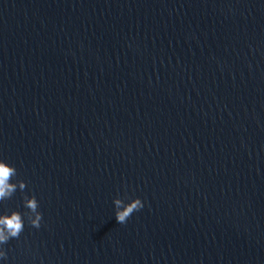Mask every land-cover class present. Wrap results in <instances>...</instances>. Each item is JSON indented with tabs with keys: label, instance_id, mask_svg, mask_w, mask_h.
<instances>
[{
	"label": "water",
	"instance_id": "obj_1",
	"mask_svg": "<svg viewBox=\"0 0 264 264\" xmlns=\"http://www.w3.org/2000/svg\"><path fill=\"white\" fill-rule=\"evenodd\" d=\"M0 158L5 264H264V0H0Z\"/></svg>",
	"mask_w": 264,
	"mask_h": 264
},
{
	"label": "clouds",
	"instance_id": "obj_2",
	"mask_svg": "<svg viewBox=\"0 0 264 264\" xmlns=\"http://www.w3.org/2000/svg\"><path fill=\"white\" fill-rule=\"evenodd\" d=\"M18 173L14 165L6 159L0 158V207L11 199L17 190L25 188V183L17 179ZM115 219L119 224H125L130 216L144 207V202L139 197H129L126 200L115 199ZM22 207L25 211L18 210L0 211V264H5L7 253L4 245L12 238H18L24 231L25 221L33 228H40L42 215L39 202L34 195H23Z\"/></svg>",
	"mask_w": 264,
	"mask_h": 264
}]
</instances>
